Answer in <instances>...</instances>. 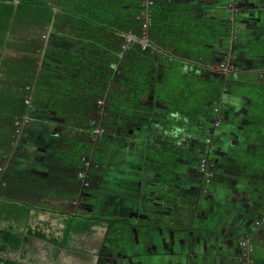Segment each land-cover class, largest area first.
<instances>
[{"label": "trees", "instance_id": "16d2710c", "mask_svg": "<svg viewBox=\"0 0 264 264\" xmlns=\"http://www.w3.org/2000/svg\"><path fill=\"white\" fill-rule=\"evenodd\" d=\"M230 1L214 15L177 0H153L146 17L144 0H0V218L8 223L0 227V264H28L21 251L31 236L65 250L72 234L101 219L87 206L74 208L82 201L77 172L81 158H91L88 193L98 189L115 127L147 137L144 165L154 172L152 182L178 180L181 196L193 182L196 198L208 186L199 163L207 150L213 163L227 116L221 100L233 81L220 73V79L210 77L209 65L223 62L229 51L236 63ZM129 34L136 41L124 50ZM41 111L57 116L62 129L46 158L47 178L34 182L10 175L9 166L14 145ZM25 116L30 120L17 134L15 124ZM217 120L221 126L213 131ZM98 124L105 134L93 142ZM211 169L214 175L217 168ZM180 208L187 213V205ZM31 211L64 216V237L48 233L50 221L31 232ZM103 219L111 223L113 256L135 244L126 242L135 222ZM9 250L19 251L20 259H3Z\"/></svg>", "mask_w": 264, "mask_h": 264}, {"label": "crops", "instance_id": "0c3cea01", "mask_svg": "<svg viewBox=\"0 0 264 264\" xmlns=\"http://www.w3.org/2000/svg\"><path fill=\"white\" fill-rule=\"evenodd\" d=\"M177 2L214 15L227 6L226 0ZM237 6L239 13L233 28L237 33L231 41L232 47L236 44L235 70L223 74L215 68L219 63L209 68L210 77L220 79L221 74L222 79L233 81L230 89H224L221 100L227 116L223 135L213 149L212 165L217 169L197 198V193L190 194L193 182L192 187L187 184L184 196L178 180L170 185L152 182L149 174L154 172L144 165L147 137L135 139L128 127H115L110 137L113 143L107 168L99 178L96 200L111 216L139 218L142 224L136 229L142 236L148 234L144 223L159 226L151 229V236L146 238L154 248L150 255L146 246L143 264H240L238 241L250 234L253 224L264 216V0H238ZM32 121L13 147L9 173L44 182L50 167L46 158L53 153L62 121L45 111L34 114ZM32 134L34 137L28 138ZM230 159H236L238 166L228 167ZM192 171L188 168L187 173ZM154 200L166 210L149 212ZM182 204L188 207L183 215ZM47 219L50 214L37 217L31 211L26 227ZM0 220L5 227L8 225ZM253 242L254 264H264V224L253 235Z\"/></svg>", "mask_w": 264, "mask_h": 264}, {"label": "flooded vegetation", "instance_id": "af4514ba", "mask_svg": "<svg viewBox=\"0 0 264 264\" xmlns=\"http://www.w3.org/2000/svg\"><path fill=\"white\" fill-rule=\"evenodd\" d=\"M207 145L210 146L211 143L207 142ZM210 154L211 153L208 152L207 150V153H205L204 155V157L207 158L208 161H211ZM211 179H210L209 184L211 183ZM88 189H89L88 187H81V184H80L79 193L80 195L82 194V201L81 203L79 201L73 202L74 208L76 207L85 208V206H87L88 211H91L92 214H94V216H98L101 219L91 220V222H95V224L94 225L90 224L89 229L87 230L79 229L76 234H72L70 236L71 238L65 250H63L62 248L58 246L50 244L49 246L52 245L54 248L63 250L61 257H59V259L54 264H65L66 263L65 258H67L71 254L77 257L80 261H82L85 264H143L144 258L146 255L145 253L147 250L146 238L151 236V232H150L151 229L159 228V226L156 224L144 223L145 224L144 228L148 234L147 235L143 234L142 236V232L140 233L141 230L139 231L136 229V228L140 229V225L142 224L139 218L134 219L131 216H127V218L122 217L121 219H127L128 222L130 220V222L136 223V226L130 227L132 233L129 234V237H130L129 240L128 241L126 240V242L128 243V242H131L130 239L133 238V241H135V244L130 245L129 246L130 248L129 247L123 248L121 251L117 252V254L113 256V253H116L114 252L116 250V247L115 245L111 244V241L109 240L111 223L103 218L114 217V216H111L108 212L103 211L99 205V201L96 200L97 194L99 192V186H98V189L94 188L93 191L89 193H88ZM91 200L93 202H88ZM154 202L155 203L151 207H149V212L155 214V213H158L159 211L163 212L166 210V207H163V204H161L162 205L161 206L160 204L158 205L156 203L157 201L154 200ZM48 214H50V219L54 218L52 213H48ZM38 215L39 213L36 212L37 217ZM59 216L61 217V220H62L61 228L55 229L53 227L52 229H49L48 233H51L53 231L55 232L56 237L62 238L64 237L63 229H64V221H65L64 218L65 217L62 215H59ZM114 218H119V216H116ZM50 219L38 221L36 226L30 225L27 228L31 229L30 230L31 232H34L39 222L50 221ZM100 227L103 228L104 232H103V237L98 238L96 234H97V230ZM22 233L26 234V230H23ZM34 237L35 236H31L30 242H28L24 247V250L26 252L23 253L24 251L23 250L21 251V254L26 255L28 264H44L38 261V257L33 256V253H37L36 249L40 248L41 246L46 247V245L48 246L49 243L45 241H41L39 238H36V237L34 238ZM84 246L86 247L85 249L82 248ZM122 251H127L128 257L125 254H123ZM2 253H3L2 255L3 259H6V258L8 259L11 258L12 260L20 259L19 251L9 250L7 252H2ZM137 259H140V261H137ZM240 264H241V261H240Z\"/></svg>", "mask_w": 264, "mask_h": 264}, {"label": "built area", "instance_id": "2783aa9c", "mask_svg": "<svg viewBox=\"0 0 264 264\" xmlns=\"http://www.w3.org/2000/svg\"><path fill=\"white\" fill-rule=\"evenodd\" d=\"M152 3H153V0H144L143 5L145 6L146 10L143 12V14L146 17H148L149 8L150 6H152ZM237 5H238V0H231L229 3V7H231L233 17H236L237 13H239V8ZM127 37L128 38L126 40V45L123 47L124 50H127L129 44L136 41L132 34H129ZM141 43L143 44V49H145L148 45V40H147L146 35L143 37ZM232 60L233 58L231 56H228L223 62H221L215 68H217L223 74L234 72L235 68H234V65L232 64ZM212 66L214 65H209V68H211ZM30 104H31V101L26 102L27 106H30ZM98 106L100 108H104L105 101L101 100L100 102H98ZM215 113L219 114L220 110H216ZM28 120H30V118H28V116H25L24 118H22L21 121L15 124L18 130L17 134H20L19 131L25 124L28 123ZM220 126H221V121L217 120L213 126V131L217 130ZM104 134H105V130L103 129L101 124H98L93 133V142H97V140L100 139ZM207 142L211 143V139H208ZM81 161H82V167L78 170L77 175L80 179L81 187H89L91 185V182L89 180L90 178L89 170L91 168V158L83 157L81 158ZM211 167L212 165L209 163L207 158L203 157L200 160L199 170L202 173V177L204 179L205 184L209 183L210 179L213 176V171ZM263 224H264V216L259 218V220L253 224L250 234L240 238L238 244L241 249V257H240L241 264H254L253 254H254L255 248H254V242H253V235L258 231V229Z\"/></svg>", "mask_w": 264, "mask_h": 264}, {"label": "rangeland", "instance_id": "374dc122", "mask_svg": "<svg viewBox=\"0 0 264 264\" xmlns=\"http://www.w3.org/2000/svg\"><path fill=\"white\" fill-rule=\"evenodd\" d=\"M33 137L34 136L32 134L28 138L32 139ZM50 223L55 229L61 228V226H62L61 217H56L55 216L53 219H50ZM0 227L1 228L5 227V224L2 223L1 220H0ZM101 227L97 230L96 236L98 238L103 237V232L104 231H103V228H101ZM155 241H156V239L154 237V243H155ZM49 245L50 244H48V246L46 245V247L45 246H41L40 248L36 249L37 253H33V256H37L38 257V261H40V262H42L44 264H54L59 259V257H61V255H62V251L63 250L54 248L52 245L51 246H49ZM146 246H148L149 254L152 255L153 254V250L152 249L154 248L153 244L149 242V243H146ZM82 248L85 249L86 247L84 246ZM122 253L125 254L128 257V252L127 251H122ZM65 260H66L65 264H85L82 261H80L77 257L73 256L72 254L69 255L67 258H65ZM137 261H140V259H137ZM156 261H157V259H155L154 263Z\"/></svg>", "mask_w": 264, "mask_h": 264}]
</instances>
